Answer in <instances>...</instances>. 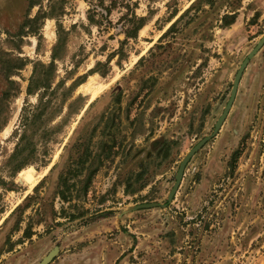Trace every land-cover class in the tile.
Here are the masks:
<instances>
[{"label": "rangeland", "instance_id": "1", "mask_svg": "<svg viewBox=\"0 0 264 264\" xmlns=\"http://www.w3.org/2000/svg\"><path fill=\"white\" fill-rule=\"evenodd\" d=\"M66 1L63 56L41 121L27 132L35 153L11 176L21 109L30 115L37 104V92L25 94L32 63H49L56 35L53 19L26 34L25 14L37 7L0 0V53L7 54H0V264H40L47 256L45 264H264V43L218 131L190 157L166 202L179 162L212 133L240 63L264 35V0H113L109 24L103 18L99 27L86 20L96 0ZM124 5L144 19L135 38H125L117 21ZM224 15L231 24L223 26ZM17 58L25 65L6 79L2 61ZM14 64L5 71L14 73ZM83 155L82 170L69 177L71 159ZM26 168L35 172L31 186L20 177ZM59 175L73 185L67 203L55 194ZM142 204L155 206L134 209Z\"/></svg>", "mask_w": 264, "mask_h": 264}, {"label": "trees", "instance_id": "2", "mask_svg": "<svg viewBox=\"0 0 264 264\" xmlns=\"http://www.w3.org/2000/svg\"><path fill=\"white\" fill-rule=\"evenodd\" d=\"M42 0H26V7L27 11H29L32 7H37V11L35 12L34 16L29 18L27 17V14H25L24 17V22L21 25V28L23 26L27 27V30L25 31L26 34H32L36 35L39 28L41 27L44 19H53L55 21V35H56V40L54 44L51 47L50 50V55H49V63L47 65H43L39 62H34L32 63V70H31V75L29 77L26 89H25V94L26 96H30L33 94H36L37 92V104L33 106V108L30 110V115H25L27 113L26 107H22L21 112L22 114L21 119V128L19 129L18 134L16 135V142L14 144L13 150L11 154L8 156L7 161L11 163L10 167V175L13 176L17 171H19L23 166L27 165L30 163L29 158L33 156L35 153V145L34 143L30 140V135L27 134V132L30 130V128H33L32 126L36 122L41 121V115L44 114L46 108H47V101H42V98L45 93H47V90L50 87V84L53 80L54 77V71H55V66L54 62L58 61L62 58L63 56V51L65 48V35L66 32L63 31L59 19L60 17L64 14V5L66 4V0H46L45 5H41ZM87 3L93 2V0H84ZM199 1V0H198ZM206 5L211 6L213 5V1L211 0H206L205 1ZM115 1L111 0L108 6H103L102 5V0H96V4H92V8L88 9L86 14V20L88 21V24H91L93 26L99 27L101 25L102 19L106 20V23L109 24L107 21V17L111 11V9L114 7ZM96 7L100 8V13L96 12ZM126 8V11L124 14H122L118 18V22L120 24V29L122 34L124 35L125 38H135L137 31L143 26L144 19L141 17H136L133 13V11L129 10L128 5H124ZM102 11V12H101ZM97 13L99 14L98 17L99 19H94L92 13ZM174 15H172L170 18H172ZM233 16L232 15H224L221 18L223 26H227L232 23L233 21ZM173 25V24H172ZM172 25L169 27L171 28ZM38 37V36H37ZM2 54L5 58L7 54L5 53H0ZM111 57V54L108 56V58ZM15 62V64L11 67L12 70H14V73H10V71H5L7 70L5 66H8L10 62ZM26 60L23 59H12L11 61L9 59H4L2 61V66H4V76L6 79L10 77L11 75L15 74L16 71L22 69V67L25 65ZM97 66H100V63H96L95 66L88 70V74H93L97 72V69H95ZM104 66V65H103ZM100 75H104V71H99ZM9 85H12V94L11 96H16L18 93V87L15 84L14 81L7 80ZM60 82L58 83L57 87L60 86ZM75 83H72L62 91L61 97L62 101H65L70 97V91L71 89L75 86ZM8 93L5 91H2L1 97H5ZM77 100L80 99L78 96L76 98ZM77 100H72L68 104L69 106H73L75 101ZM1 129V128H0ZM164 144V143H163ZM113 147V143H109L107 145V151L106 154L102 152V157L105 159L107 155H109V152L111 151ZM166 145L164 146V148ZM239 151H234L230 157L231 163H234ZM102 160V159H101ZM85 162V156H79L78 158H72L71 163L72 168L70 167L68 169L69 172V177H74L77 174L80 173V171L83 168V164ZM43 165H48V162H43ZM96 169H94L95 171ZM94 174L93 171L88 173V175L85 178L84 184L81 188L83 194L87 191L91 176ZM0 184L2 185L3 182L0 181ZM73 185L68 183V178L59 175L57 177V182H56V191L55 194L56 196L63 202H69L71 199V194L70 190H72ZM35 190V189H34ZM30 197L26 196L24 198L25 201H27ZM26 204H24L21 208L24 209ZM15 210H18V207H16L10 214L8 215L11 216ZM85 211H81L78 215H71L68 214L66 216L67 220H72L76 217H81L82 214H84ZM4 221H7L6 219ZM4 223V222H3ZM31 235L30 230L28 227H26L23 231V236L25 238H29Z\"/></svg>", "mask_w": 264, "mask_h": 264}, {"label": "water", "instance_id": "3", "mask_svg": "<svg viewBox=\"0 0 264 264\" xmlns=\"http://www.w3.org/2000/svg\"><path fill=\"white\" fill-rule=\"evenodd\" d=\"M263 43H264V35H262L258 39V41L254 45V47L248 52L246 57L240 63V65H239V67H238V69L234 75V78L232 80V83H231V88L229 91L228 100L224 106L222 113L220 114V116L218 117L216 122L214 123L212 133L209 136L202 138L193 147H191V149L184 155V157L179 162L178 167H177V171L174 175V182L172 184L170 191L168 192V194L166 196V202H170L172 196L176 192V189L179 185V182H180L182 174H183L184 167H185L186 163L188 162V160L190 159V157H192L193 154L196 153L218 131L219 127L221 126V124H222L225 116L227 115L228 110L232 104V101H233L234 96L236 94L237 85H238L239 79L241 77V74H242L244 68L246 67L248 61L257 53V51L260 49V47L263 45ZM154 206H155V204H142V205L135 206L134 209L136 210V209L150 208V207H154ZM49 259H50V256H47L46 258H44L42 260V262L40 264H45Z\"/></svg>", "mask_w": 264, "mask_h": 264}, {"label": "bare ground", "instance_id": "4", "mask_svg": "<svg viewBox=\"0 0 264 264\" xmlns=\"http://www.w3.org/2000/svg\"><path fill=\"white\" fill-rule=\"evenodd\" d=\"M86 86H84V88H86ZM20 177L21 178L24 177L28 182H30L29 183L30 186L33 185L35 182V172L33 170H30L29 168L28 169L26 168L25 170H23V172L20 174Z\"/></svg>", "mask_w": 264, "mask_h": 264}]
</instances>
